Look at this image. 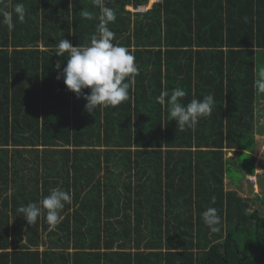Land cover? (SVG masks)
<instances>
[{"label":"trees","instance_id":"1","mask_svg":"<svg viewBox=\"0 0 264 264\" xmlns=\"http://www.w3.org/2000/svg\"><path fill=\"white\" fill-rule=\"evenodd\" d=\"M148 2L103 0L116 13L112 42L135 57L138 73L126 101L91 115L57 79L68 54L57 56L56 46L64 38L89 45L100 8L93 0H0L14 25L0 23V264H264V213L248 209L250 197L234 187L240 181L227 176L244 153L239 168L255 172L254 135L264 134L256 118L264 0L139 9ZM176 88L185 106L213 96L211 115L178 130L156 99ZM54 188L72 196L60 222L51 227L41 215L29 225L17 208ZM209 207L222 219L218 233L203 222ZM43 235L50 243L40 249Z\"/></svg>","mask_w":264,"mask_h":264},{"label":"clouds","instance_id":"2","mask_svg":"<svg viewBox=\"0 0 264 264\" xmlns=\"http://www.w3.org/2000/svg\"><path fill=\"white\" fill-rule=\"evenodd\" d=\"M94 5L101 10L100 22L96 33L87 46H74L68 39H62L56 46V55L64 57L68 54L66 65L61 69L57 63V79H63L67 89L76 94L77 98L86 101L85 111L93 115L97 108L116 107L126 101L129 89L138 73L135 57L124 46L113 44V33L108 25L116 20V13L112 8L106 7L103 0H93ZM20 22L25 20V9L22 5L14 8ZM3 20L10 29L13 25V13L0 10ZM264 76V72L261 73ZM85 89L89 91L84 92ZM259 90L264 92V81L259 82ZM186 92L176 88L169 92L162 90L156 98L161 105H168L170 117L176 121L177 129L184 131L195 126L201 118L210 116L214 107V98L205 96L202 100L192 99L186 106L181 99ZM213 197V202H214ZM71 193L54 188L50 194L38 203H28L17 208V213L24 217L29 225H34L41 215H45L47 223L55 227L61 219V212L65 204L71 203ZM203 222L210 232L221 231L222 219L214 207L207 208L202 213Z\"/></svg>","mask_w":264,"mask_h":264},{"label":"rangeland","instance_id":"3","mask_svg":"<svg viewBox=\"0 0 264 264\" xmlns=\"http://www.w3.org/2000/svg\"><path fill=\"white\" fill-rule=\"evenodd\" d=\"M152 4H153L152 0L148 2V6H151ZM127 7L130 8L131 6H127ZM260 81H264V78L260 77L259 82ZM258 90H259V84H258ZM258 94L264 95V92L259 90ZM256 107H257V112H256L257 117L256 118L259 119L257 127H261V125H263L264 123V97L263 96L260 98H257ZM234 155H235V151L233 149H228L225 151V157H233ZM253 156L255 157V161H254L255 172L254 173L252 174L247 173V176H246V172H244L243 170L244 166H241L239 168V164L243 162L245 158L248 159V154L244 153L243 155L238 157V159L236 156V158H234V160L229 164L230 169H229V173L227 176L229 178H232L233 180H236L237 182L240 181V184L234 187L237 189V192L239 195L243 197H250V200L247 201L248 209L253 210L257 208L260 210L261 213H264V205L260 203L259 201H257V197H255L257 194L264 196V134L256 133L254 135ZM245 166L247 167V165ZM224 183L227 189H230L231 187H233V185H231V183L228 182V178H225ZM43 241L44 243L43 242L41 243L40 249H43L48 243H50L47 240L46 235H43Z\"/></svg>","mask_w":264,"mask_h":264},{"label":"built area","instance_id":"4","mask_svg":"<svg viewBox=\"0 0 264 264\" xmlns=\"http://www.w3.org/2000/svg\"><path fill=\"white\" fill-rule=\"evenodd\" d=\"M160 1H162V0H153L152 2L154 3V2H160ZM151 6H152V5H151ZM151 6H148V5H146V6H140L139 9H140V10H146L147 8H149V7H151ZM133 10H135V9H133Z\"/></svg>","mask_w":264,"mask_h":264},{"label":"crops","instance_id":"5","mask_svg":"<svg viewBox=\"0 0 264 264\" xmlns=\"http://www.w3.org/2000/svg\"><path fill=\"white\" fill-rule=\"evenodd\" d=\"M149 1H151V0H149ZM152 1H153V0H152ZM130 8L134 9L132 6H131ZM130 8H129V9H130Z\"/></svg>","mask_w":264,"mask_h":264}]
</instances>
